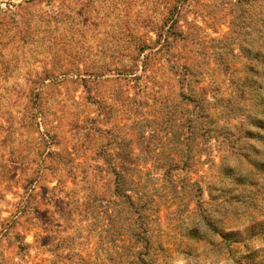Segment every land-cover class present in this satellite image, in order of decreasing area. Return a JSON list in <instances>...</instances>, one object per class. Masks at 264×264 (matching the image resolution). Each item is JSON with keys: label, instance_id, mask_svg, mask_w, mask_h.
I'll use <instances>...</instances> for the list:
<instances>
[{"label": "rangeland", "instance_id": "rangeland-1", "mask_svg": "<svg viewBox=\"0 0 264 264\" xmlns=\"http://www.w3.org/2000/svg\"><path fill=\"white\" fill-rule=\"evenodd\" d=\"M263 23L0 0V264H264Z\"/></svg>", "mask_w": 264, "mask_h": 264}, {"label": "trees", "instance_id": "trees-1", "mask_svg": "<svg viewBox=\"0 0 264 264\" xmlns=\"http://www.w3.org/2000/svg\"><path fill=\"white\" fill-rule=\"evenodd\" d=\"M264 24V23H263ZM184 167H187V163H184ZM126 171H128V170H130V168L128 167V168H124ZM178 170H180L181 172H183L184 171V169H180V168H178ZM191 187H193V186H191Z\"/></svg>", "mask_w": 264, "mask_h": 264}]
</instances>
